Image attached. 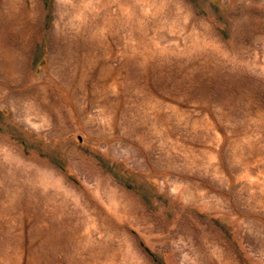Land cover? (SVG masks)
Returning <instances> with one entry per match:
<instances>
[{"label": "rangeland", "instance_id": "1", "mask_svg": "<svg viewBox=\"0 0 264 264\" xmlns=\"http://www.w3.org/2000/svg\"><path fill=\"white\" fill-rule=\"evenodd\" d=\"M0 264H264V0H0Z\"/></svg>", "mask_w": 264, "mask_h": 264}]
</instances>
